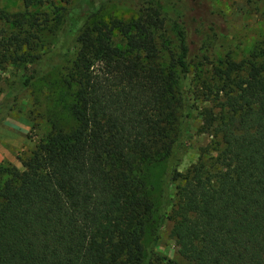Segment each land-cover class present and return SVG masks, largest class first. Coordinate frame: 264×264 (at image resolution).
I'll return each mask as SVG.
<instances>
[{
  "label": "trees",
  "instance_id": "1",
  "mask_svg": "<svg viewBox=\"0 0 264 264\" xmlns=\"http://www.w3.org/2000/svg\"><path fill=\"white\" fill-rule=\"evenodd\" d=\"M108 1L74 3L40 53L31 17L1 15L13 28H0V72L31 66L1 95L0 125L16 96L69 56L63 79L76 125L52 126L20 167L0 163V264H150L142 166L158 160L159 220L171 222L184 264H264V48L198 70L189 86L183 0H141L130 22L85 25ZM193 116L210 141L180 171Z\"/></svg>",
  "mask_w": 264,
  "mask_h": 264
},
{
  "label": "rangeland",
  "instance_id": "2",
  "mask_svg": "<svg viewBox=\"0 0 264 264\" xmlns=\"http://www.w3.org/2000/svg\"><path fill=\"white\" fill-rule=\"evenodd\" d=\"M46 0L24 7L23 0H0V28L11 30L13 23L3 21L1 15L8 14L10 19L31 17L39 27L37 53L54 45L57 31L65 13L78 0ZM186 7V34L190 47L191 67L190 85L199 75L210 72L213 65L235 63L255 47L264 48V0H183ZM141 0H110L96 13L85 20V25L118 19L130 22L137 17V7ZM168 36L174 44L172 30L167 27ZM115 40L117 38L115 37ZM76 43L71 42L73 51ZM71 56L60 64L33 80L30 85L16 96L12 109L0 125V163L20 167L19 157L26 154L36 142L45 137L54 126L62 131H70L76 120L70 112L73 101V88L66 85L63 73L68 68ZM30 64L9 66L0 72V97ZM197 106L200 103L197 101ZM199 110L198 108H196ZM190 132V147L179 165L183 170L195 160L197 148L210 141L207 134L197 132L199 120L193 116ZM144 188L152 208L144 222L142 244L144 261L156 263V256L162 254L174 261L185 262L176 253V247L169 235L171 222L159 220L161 205V182L164 171L162 160L146 163Z\"/></svg>",
  "mask_w": 264,
  "mask_h": 264
}]
</instances>
